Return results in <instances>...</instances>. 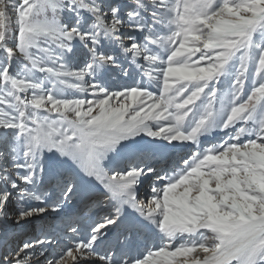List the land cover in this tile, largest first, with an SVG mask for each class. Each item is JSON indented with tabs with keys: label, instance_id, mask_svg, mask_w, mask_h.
Segmentation results:
<instances>
[{
	"label": "snow or ice",
	"instance_id": "obj_1",
	"mask_svg": "<svg viewBox=\"0 0 264 264\" xmlns=\"http://www.w3.org/2000/svg\"><path fill=\"white\" fill-rule=\"evenodd\" d=\"M0 264H264V0H0Z\"/></svg>",
	"mask_w": 264,
	"mask_h": 264
},
{
	"label": "bare ground",
	"instance_id": "obj_2",
	"mask_svg": "<svg viewBox=\"0 0 264 264\" xmlns=\"http://www.w3.org/2000/svg\"><path fill=\"white\" fill-rule=\"evenodd\" d=\"M29 231H31V229H29Z\"/></svg>",
	"mask_w": 264,
	"mask_h": 264
}]
</instances>
